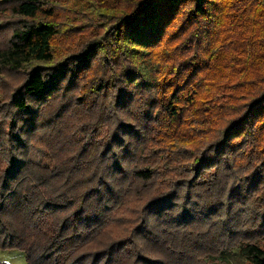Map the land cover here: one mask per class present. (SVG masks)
I'll return each mask as SVG.
<instances>
[{"label":"trees","instance_id":"1","mask_svg":"<svg viewBox=\"0 0 264 264\" xmlns=\"http://www.w3.org/2000/svg\"><path fill=\"white\" fill-rule=\"evenodd\" d=\"M48 1L0 0L16 18L2 26L0 77L26 76L0 87V249L27 264H228L239 245L264 264L262 0L104 7L62 60L59 26L37 20L54 14ZM59 98L53 119L90 110L53 135L43 114ZM105 128L109 142L96 144ZM250 203L253 226L222 219Z\"/></svg>","mask_w":264,"mask_h":264},{"label":"rangeland","instance_id":"2","mask_svg":"<svg viewBox=\"0 0 264 264\" xmlns=\"http://www.w3.org/2000/svg\"><path fill=\"white\" fill-rule=\"evenodd\" d=\"M50 3V6H54V14L52 16L47 15H41L38 17L37 20H44V21H52L55 24L59 26V35L54 41V48L56 52V59L62 60L65 55L71 54L73 46L79 47L84 42H87L89 40L90 32L92 31V28L87 29L88 24L96 23L98 19V10L101 8H108L113 9L119 12L120 10L127 9L129 10L133 6V1L131 0H50L48 1ZM261 3L264 5V0L261 1ZM111 4V5H109ZM104 5V6H103ZM109 5V6H107ZM15 17H12L9 14H2L0 15V47L4 45L5 37L7 38V35L5 33V25L9 24V22H12L15 20ZM35 66V65H34ZM32 67H30L31 69ZM25 75L20 74H11L9 72H5L0 77V87L4 86H11L15 87L18 85H21L25 80ZM3 92H0V95ZM62 99L59 98L54 101L52 104L54 106V110L51 111V109H48L43 115L46 117L45 125L47 126V122L49 120H52L59 109V105H61ZM90 100V99H89ZM84 102V101H83ZM92 102V101H90ZM51 104V105H52ZM83 104L74 106L72 110H68V114L64 118H56L53 119L55 122V125L52 127L47 126V131L51 132V134L54 135V132L56 129H61L63 131V128H67L68 131H71L69 128H73L75 122H77L76 117L74 114H77L78 111H80L79 108L83 109L84 111H89L90 107L86 106L84 102V107L81 106ZM82 111V112H84ZM78 116V115H77ZM69 125V126H68ZM10 124L5 123L3 125V129L8 131ZM51 129H53L51 131ZM82 133L75 136V138L81 143L82 145L86 144V140L83 139ZM112 131L108 128L102 129L100 132L97 133L95 136L96 144L104 145L107 144L110 140ZM52 138V137H51ZM35 142V141H34ZM34 142L30 146V152H29V160H32L36 163H40L43 159L45 148L43 147H37ZM240 183V180H237V186ZM251 194L249 191V188L247 189V194L245 196V200L251 201L253 197L251 198ZM237 212V213H236ZM241 212V213H240ZM254 209L251 206V203L244 208H241L240 205H236V210L229 213H222L223 220L226 221V219L230 216V225L233 226L232 220L235 218V216L240 215L236 218H238V221L242 222L243 224H247L253 226V219H254ZM253 214V215H252ZM225 215V216H224ZM252 216V217H251ZM225 217V219H224ZM218 226L217 224H215ZM227 230L230 229L229 225L226 228ZM253 230V229H252ZM245 229H243L244 234ZM237 238H242L244 242L247 239V236L238 234ZM220 243L223 242L221 238L218 236L215 237ZM257 244L264 249V235L257 239ZM223 258L226 263L228 264H251L245 259H243L239 254V245H236L232 248V252L229 255H224ZM0 262L8 263V264H27L26 262V255L25 253L21 251H8V250H1L0 249Z\"/></svg>","mask_w":264,"mask_h":264}]
</instances>
